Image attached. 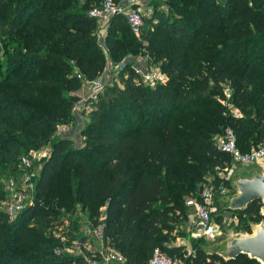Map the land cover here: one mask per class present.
<instances>
[{
  "label": "trees",
  "instance_id": "1",
  "mask_svg": "<svg viewBox=\"0 0 264 264\" xmlns=\"http://www.w3.org/2000/svg\"><path fill=\"white\" fill-rule=\"evenodd\" d=\"M100 1L0 0V198L22 156L49 151L33 204L14 221L0 212V264H93L100 252L58 254L62 239L48 229L58 227L70 244L84 219L91 230L102 227L124 264H146L156 248L182 257L183 248L167 243L184 234L187 199L199 200L207 184L217 188L216 168L231 161L215 137L231 128L243 153L264 143V0H149L138 37L123 16L110 19L107 58L88 14ZM137 53L165 84H141L127 64L123 88L100 93L79 129L82 148L53 138L73 121L81 80ZM225 87L242 118L222 103ZM260 208L256 201L238 215L259 221ZM194 251L186 264H258Z\"/></svg>",
  "mask_w": 264,
  "mask_h": 264
},
{
  "label": "built area",
  "instance_id": "2",
  "mask_svg": "<svg viewBox=\"0 0 264 264\" xmlns=\"http://www.w3.org/2000/svg\"><path fill=\"white\" fill-rule=\"evenodd\" d=\"M140 0H101L99 6L92 8L89 11V16L96 21L97 24V42H103L106 35V26L110 19L114 16H123L131 30V32L138 37L142 28V15L140 11ZM101 40V41H100ZM102 43L98 44L104 55L107 54V50ZM104 46V47H103ZM120 65V66H119ZM118 66L111 64L108 60L104 68V72L94 81L87 82L82 81L80 76H77L81 80V91L77 95V101L72 108V116L74 120H83L86 115L92 110L88 103L93 104L96 102L98 95L104 88V81H102L103 75L109 67L120 69L124 68L125 61H121ZM132 69L137 75V81L141 84L149 87L165 84L167 78L160 70L146 71L137 65H132ZM225 100L222 103L230 110V90L225 87ZM235 117V116H234ZM237 117V116H236ZM80 123V121L78 122ZM58 130L65 133L68 130V125H62L58 127ZM61 137H63L61 135ZM215 147L218 151L228 154L231 162L234 166L247 167L253 164L259 163L264 158V146L259 149L250 151L248 153L241 152L236 146V139L234 132L231 128L227 127L222 134L215 137ZM37 152V151H36ZM49 151L40 154L31 152L26 156L20 158V167L22 173L19 177H10L4 183V199L0 202V212L7 215L10 221H14L26 208L33 204L34 198V174L31 173L33 164L41 159H47ZM232 167L228 169L226 177L221 179L220 185L204 186L208 190H202L200 193V199H192L191 202L194 207V213L189 216L187 220V228L190 231L189 237L194 240L201 239H215L219 235L218 226L212 222L213 215L219 213L218 207L215 204L216 196L213 195L212 189L218 190L217 195L219 197L227 196L231 194L230 188L226 187V183L230 184V179L233 175ZM100 230V237L103 239L101 233L102 227L96 228ZM87 233V237H92ZM93 235V234H92ZM94 236V235H93ZM124 257L116 252L114 249L105 248L100 252V259L93 264H124ZM146 264H183L177 257H170L159 248H156L150 259Z\"/></svg>",
  "mask_w": 264,
  "mask_h": 264
},
{
  "label": "rangeland",
  "instance_id": "3",
  "mask_svg": "<svg viewBox=\"0 0 264 264\" xmlns=\"http://www.w3.org/2000/svg\"><path fill=\"white\" fill-rule=\"evenodd\" d=\"M119 1V0H118ZM221 2H223V0H221ZM149 0H140V11H141V15L142 18H146L149 17L151 15V8L148 5ZM105 39V37L103 38ZM101 41V40H100ZM103 44V42H97L98 44ZM104 45V44H103ZM99 46V45H98ZM104 47V46H103ZM106 58H107V54H106ZM124 61L126 64H131L132 65H137L138 67L143 68L146 71H152L154 69L156 70H160L159 67L157 65H150L148 62V59L146 57H144L143 55H141L140 53L137 54H132V55H128L126 58H124ZM111 64L118 66L120 64V62L117 63H112L111 61H109ZM120 66V65H119ZM124 68H120V69H116L109 67L102 78V81H104V88L102 89V92L105 91L106 88H112V87H117V88H123L122 83H121V77H124ZM161 71V70H160ZM104 72V70H103ZM102 72V73H103ZM81 91L78 90V92L76 93V96L79 95ZM101 92V94H102ZM230 94H232V92H230ZM98 98V97H97ZM98 99H96L97 101ZM230 101V100H229ZM90 108L93 109L94 104H90L88 103ZM232 105V103H230ZM230 110H232V113H230L234 118H242V113L239 111V109H237L235 106H230ZM237 116V117H236ZM88 119V115H86L84 117V119L81 120H74L72 122H70L68 124V130L64 133L63 130L59 131L57 129L56 133L53 135L55 139L58 138H66L72 141V146L76 147V148H82L83 146V137H81L79 135V132L82 127L83 124L86 122V120ZM80 121V123H78ZM61 135L63 137H61ZM264 146V143L262 144H257V145H252V147L250 148V151L259 149L260 147ZM47 151V148L40 150V154L44 153ZM38 153L35 152V154ZM46 159H41L40 161H36L33 164L31 173L34 174V179L36 178V176H38L39 171L41 170L44 162ZM228 166H223L222 168H216L215 170V174L219 179H224L226 177V173L228 171V169H230L232 167L233 171H242V170H263L264 169V158L259 161V163L253 164L251 166H247V167H242V166H234L232 164V162L229 160ZM22 173V170L19 169L17 172H14V176L15 177H19V175ZM10 173H6L5 178H7V175ZM211 178H209L208 181H211ZM9 179V178H8ZM3 180V179H2ZM7 179H5L4 181H6ZM211 185V184H207L206 186ZM205 186V187H206ZM211 186L214 187V185L212 184ZM202 190H208L207 188L205 189L204 186L200 188L199 190V195L201 193ZM218 190H214L212 189V193L214 196H216L215 199V204L217 205V198H219V196L217 195ZM200 198V197H199ZM194 198H190L187 199L186 201V206H188L187 208V219L189 218V216H192L194 213V207L193 204L191 202V200ZM5 200L4 197L0 198V202ZM261 204V203H260ZM219 213L213 215L212 217V222L215 223L218 228H219V235L215 238V239H201V240H194L191 239L189 237V230L187 228V224H185V228H184V234L181 235H176L175 232H173V234L171 235V240L168 241V245L170 247H178V248H183L184 249V254L182 257H178V256H174L177 257L178 259H180V261L183 264H186V258L187 256H194L195 255V251L194 249L199 247L201 251H205V252H215L217 251L219 245L226 240L227 238H229L232 235L235 234H243V233H251L252 232V228L254 226H258L259 224H263L264 225V217L260 216V211H259V221H255L253 219V217L249 216V215H238L241 212H231V211H224L221 210L218 207ZM67 222V220L65 221ZM68 223H65V225H67ZM80 229H82V234L79 235V237L77 236L78 239H80L79 241L76 240H72L70 242V244H65V240L63 235H61V233L59 232V230H57L58 227L52 225L50 226L48 229L49 232H54V234L58 237H61L62 239V247L57 249V253H61L62 251L68 255L71 258H75V257H83L85 255V252H101L104 251L105 248H110L105 246V242L104 239H101L102 237H100V230L99 229H94L91 230V228L89 227L88 222L85 221V219L83 221H81V223L79 222V226ZM176 230V229H175ZM85 232H92V234H90L92 237H87V233ZM102 233V232H101ZM84 237V238H83ZM87 237V238H86ZM112 249V248H110ZM171 257V256H170ZM192 264V263H190Z\"/></svg>",
  "mask_w": 264,
  "mask_h": 264
},
{
  "label": "water",
  "instance_id": "4",
  "mask_svg": "<svg viewBox=\"0 0 264 264\" xmlns=\"http://www.w3.org/2000/svg\"><path fill=\"white\" fill-rule=\"evenodd\" d=\"M231 194L217 198L221 210L243 212L253 202L261 203L260 216L264 217V169L234 171L230 179ZM217 256L224 262L240 255L247 256L258 264H264V225L252 228L251 233L235 234L224 240L215 252H205Z\"/></svg>",
  "mask_w": 264,
  "mask_h": 264
},
{
  "label": "crops",
  "instance_id": "5",
  "mask_svg": "<svg viewBox=\"0 0 264 264\" xmlns=\"http://www.w3.org/2000/svg\"><path fill=\"white\" fill-rule=\"evenodd\" d=\"M81 94V93H80Z\"/></svg>",
  "mask_w": 264,
  "mask_h": 264
}]
</instances>
